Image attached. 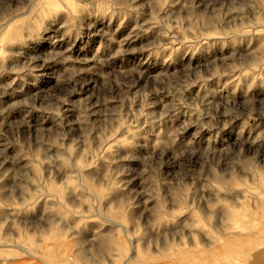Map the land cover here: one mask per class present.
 Returning <instances> with one entry per match:
<instances>
[{
    "label": "rangeland",
    "instance_id": "obj_1",
    "mask_svg": "<svg viewBox=\"0 0 264 264\" xmlns=\"http://www.w3.org/2000/svg\"><path fill=\"white\" fill-rule=\"evenodd\" d=\"M0 264H264V0H0Z\"/></svg>",
    "mask_w": 264,
    "mask_h": 264
}]
</instances>
